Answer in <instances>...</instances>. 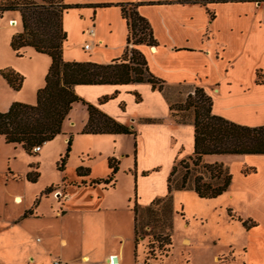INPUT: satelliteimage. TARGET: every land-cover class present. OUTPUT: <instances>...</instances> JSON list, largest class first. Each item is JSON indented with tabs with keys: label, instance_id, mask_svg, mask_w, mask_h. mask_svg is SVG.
Returning <instances> with one entry per match:
<instances>
[{
	"label": "crops",
	"instance_id": "crops-1",
	"mask_svg": "<svg viewBox=\"0 0 264 264\" xmlns=\"http://www.w3.org/2000/svg\"><path fill=\"white\" fill-rule=\"evenodd\" d=\"M194 2L63 0L66 5L78 6L66 10L62 15V27L66 35L71 30V24H75L81 35H89L88 41L91 45L87 55L85 52L79 56L71 55L65 49L67 38L63 44V60L97 64H108L122 56L126 48L128 28L119 4H138L137 11L148 20L156 40V46L151 49L145 46H139L138 49L146 59L149 72L163 82L164 92L153 89L148 83L73 87L76 96L116 122L129 126L135 135L83 134V137H88L99 145L96 154L100 150L99 155L94 154L93 158L88 160L81 159L75 165V171L78 168L89 169V175L76 176L78 181L73 182L78 185L71 187L61 200L43 198L36 205L33 202L31 208L34 210V217L26 218L39 219L37 210L44 202L52 209L55 206V214L60 213L58 221L60 226L56 228L58 230L53 239L60 249L62 259L59 258L62 261H69L70 264H110L111 258L115 257L117 264H126L124 246L127 241H121L116 251L112 247L113 239H122L117 233L116 220L119 213L125 212L134 217V237L128 241L134 244L135 264L134 238L137 225L144 214L160 218L166 210L170 217L168 231L172 237L174 227L181 225L188 229L202 227L206 223L203 222L205 218L214 216L216 210L222 208L227 215L221 223L225 229H235L233 224L236 221L242 225L238 219L251 221L232 215L235 214L233 208L226 203L233 197H247L252 202L260 200L264 202V155L204 156L202 164L192 168L186 183L181 181L180 176H176L172 178L170 190L168 189L167 180L173 167L192 155L194 138L191 120L180 122L171 117L169 109L171 102L166 95L168 89L178 86L202 88L211 98L212 114L242 126L264 125V3L252 0H194ZM102 4L108 6L96 7ZM18 16L21 25L19 12ZM18 18L10 17L9 21L15 25ZM89 30H92L91 35L88 34ZM18 32L10 34L9 45L12 36ZM21 32L22 25L19 33ZM28 48L34 51L33 48ZM35 54L40 53L31 52V56ZM45 74L35 71L34 84L30 87L28 96L12 92L13 90L0 76V111L6 112L14 102L34 105L37 90L45 84ZM104 97L109 99L101 102ZM84 111L86 108L80 103L73 104L62 124L61 134L47 142L40 152L34 153L36 155L32 157L37 158L40 153L44 154L46 149L57 145L60 159L65 153L70 136L63 128L67 124L79 131L88 120L87 111L86 115ZM74 141L73 139L71 142L72 149ZM80 155L90 156L85 152H81ZM110 159L116 161L118 168L114 180L107 185L91 184L92 181L108 176ZM123 161H126V164L123 165ZM215 163L222 164L224 175H230L231 178L233 176L229 167L242 166L238 177L241 187L231 190V180L230 187L222 195L212 199L199 198L194 192L195 177L202 176L205 182L211 183L214 187L222 183V179H211L202 169L203 165ZM245 168H254L255 172L245 175L243 173ZM62 182L63 180L60 183ZM52 185L57 184L50 186ZM50 186L47 185L45 188ZM26 208L25 206L23 210ZM177 210H181V218L177 216ZM69 215L74 217L76 223L66 230L63 223ZM26 218L21 215L1 231L13 229ZM254 223L256 226L249 230L241 226L245 240L241 248L244 247L245 253L249 246L253 247L252 238L255 236L253 229L258 227V223L255 221ZM2 237H7V233ZM184 237L189 242L188 247H191L193 239L189 236ZM42 242L43 239H40V243ZM256 242L257 245L260 244L258 240ZM25 248L27 247L23 246L22 252L17 255V252L4 241L0 251V264H6L8 256L17 257L18 264H52L53 258L49 259L50 247L42 248V253L36 255L29 250L26 252ZM85 258L88 259L87 262L84 261ZM250 263L264 264V256L260 261Z\"/></svg>",
	"mask_w": 264,
	"mask_h": 264
},
{
	"label": "trees",
	"instance_id": "trees-1",
	"mask_svg": "<svg viewBox=\"0 0 264 264\" xmlns=\"http://www.w3.org/2000/svg\"><path fill=\"white\" fill-rule=\"evenodd\" d=\"M0 0V18L5 12L20 13L22 32L12 36L11 49L19 54L24 47H31L35 52L45 54L51 59L45 84L36 93L34 105L12 103L6 112H0V137L5 144L19 145L30 156L31 150L43 142H50L61 134L63 122L66 120L72 105L80 103L86 108L88 120L82 134H122L135 135L126 125L100 112L95 106L83 101L74 93L76 85H127L148 83L153 89L164 92L163 82L156 79L148 70L147 62L138 49L139 46H156L152 28L138 11V4H119L121 15L126 21L128 36L126 48L119 59L108 64L93 62L64 61L63 44L67 39L62 27V15L66 10L78 6L66 5L63 0ZM264 3V0H252ZM194 2V0H187ZM196 3V2H194ZM102 4L96 7H107ZM0 76L15 91L20 90L23 77L11 69L0 70ZM193 95H188L184 107L170 104L171 117H178L180 122H188L189 111L193 117V153L179 161L168 177V189L173 177L180 176L186 183L192 168L202 164V158L210 155H264V125L248 127L235 124L223 117L212 114L211 98L202 88H194ZM104 97L100 101L105 102ZM181 113V114H178ZM176 120V119H175ZM71 150V138L67 141L65 153L57 163V170L63 172ZM110 173L104 179L92 181L91 184L107 185L114 180L117 163L110 159ZM181 168V171L178 170ZM211 179H222L219 186L205 182L202 176L194 179V192L199 198L212 199L225 193L231 184V176L224 175L222 164L203 165ZM254 168H245V175L254 173ZM89 169L78 168L77 177H87ZM27 174L26 180L35 183L36 178ZM53 191L50 186L42 195ZM31 215L26 211L22 217ZM231 216V215H230ZM242 226L249 230L256 226L250 220H240Z\"/></svg>",
	"mask_w": 264,
	"mask_h": 264
},
{
	"label": "rangeland",
	"instance_id": "rangeland-1",
	"mask_svg": "<svg viewBox=\"0 0 264 264\" xmlns=\"http://www.w3.org/2000/svg\"><path fill=\"white\" fill-rule=\"evenodd\" d=\"M33 1L37 3L41 2L40 0ZM10 17L18 18V11L5 12L2 18H0V69H11L22 76L23 82L20 90L15 91L11 89L16 94L28 96L30 94L29 89L34 84L33 76H35V71L44 74L47 73L50 59L45 54L31 56V52L34 51L28 47L19 50V54L11 49L8 37L12 32H20L21 25L19 18L16 24L12 25L9 21ZM82 31L84 32V30ZM88 37L89 35L87 34L81 35L80 29L75 24H71V30L67 33L68 39L65 49L71 55H83L82 52H85V55H87L88 51H83V47L85 43H89ZM142 46L150 49L153 47L147 45ZM14 68L22 71V73ZM193 91V88L178 86L168 89L166 95L171 105L184 107L188 95H193ZM84 112L86 115V111ZM188 114L191 120L193 117L192 109H190ZM175 119L177 120L178 117H175ZM84 126L79 131H76L72 125L67 126V124L63 128L65 133H69L71 142L73 139L75 140L63 172L57 170L59 146L55 145L51 149H46L44 154L40 153L35 158L32 157L36 155L33 153V150H31L29 156L21 146L5 144L3 138L0 137V251L5 241L13 251L15 250L17 252V255L22 252L23 246L27 247L25 248L26 252L29 250L34 255L42 253V248L47 249L50 247L51 257L49 259L51 260L53 258L52 262L62 259L60 249L53 239V235L58 230L56 228L60 226L58 222L60 213L55 214V206L52 209L48 203L44 202L39 210H37L39 219L26 218L15 225L13 229L1 230L3 227L9 226L18 217L23 215L24 212L31 211L33 202L36 205L43 198L61 200L67 195L71 187L78 185V183L73 182L78 181L75 171L76 163L81 159L88 160L89 158H93V155L96 154L95 151L99 149L97 143L88 137H83L82 130ZM71 132L72 134H70ZM81 152H85L90 156H81ZM99 153L100 150H98L96 155H99ZM95 162L98 163V161ZM124 164H126V161H123ZM241 169L242 166L240 168H237V166L229 167L230 173L233 176L231 190L241 187L238 181ZM178 170L181 171V168L178 167ZM27 174H30L31 178H36V182H28L26 180ZM62 180L63 182L61 184L60 182ZM51 184L57 185H52L53 191L50 194L42 195L40 192L45 190L47 185L50 186ZM15 195H20L22 199L21 203L15 202ZM226 205L233 208L235 214H230L238 215L242 219H251V221L253 220V222L258 223V227L253 229L255 234L252 238L253 247L251 248L249 246L247 253L244 252V247L241 248L245 243L244 235L241 231L242 225L236 221L233 224L236 227L235 229H225L221 226L223 220L227 218L224 208L216 210L214 216L211 215V217L208 216L205 218L206 220L203 222L206 223L202 227L198 226L194 229L183 228L182 225L180 227H174L172 237L170 231H168L170 217H168V213L164 210L163 212L165 214L163 213L162 218H155L152 215L144 214L140 220V224L137 225L134 238L136 249L135 264H146L147 260H151L154 264H252L250 261H260L262 256H264V202L261 200L252 202L247 197H233L231 200H228ZM25 206L27 207L26 209H31H25V211L23 210ZM33 213L34 210L27 217H34ZM180 213L181 210H177V216L179 218H181ZM41 215L43 216L41 217ZM177 216L175 218L176 221ZM55 217H58V219H54ZM133 219V216L131 217L125 212L119 213L118 219L116 220L118 224L117 233L120 237L122 236V239L113 237L115 239L112 240V247L115 251L120 246L121 241H127L124 246V254L127 260L126 264H134V244L133 242L129 243L134 237ZM75 223L74 217L69 215L64 221L63 226L67 230ZM5 232L7 233V237L3 238L2 235L6 234ZM184 236H189L193 239L191 247H188V240ZM183 238L184 241H182ZM40 239H43L42 243H40ZM256 240L260 243L259 245H257ZM6 259V264H18L16 261L17 257L8 256Z\"/></svg>",
	"mask_w": 264,
	"mask_h": 264
},
{
	"label": "built area",
	"instance_id": "built-area-1",
	"mask_svg": "<svg viewBox=\"0 0 264 264\" xmlns=\"http://www.w3.org/2000/svg\"><path fill=\"white\" fill-rule=\"evenodd\" d=\"M88 34H92V30H89L88 31ZM90 48H91V45L89 44V43H86L85 45H84V47H83V50H85V51H88V50H90ZM47 142H43L41 145H39V146H35L32 150H33V153H38V152H40V150L42 149V147L46 144ZM52 264H70V263H68V262H64V261H61V260H54L53 262H52ZM110 264H117V262H113L112 261V258H111V261H110ZM146 264H154L151 260H147V262H146Z\"/></svg>",
	"mask_w": 264,
	"mask_h": 264
},
{
	"label": "bare ground",
	"instance_id": "bare-ground-1",
	"mask_svg": "<svg viewBox=\"0 0 264 264\" xmlns=\"http://www.w3.org/2000/svg\"><path fill=\"white\" fill-rule=\"evenodd\" d=\"M15 202H16V203H21V202H22V199H21V197H20V196H17V197H16V201H15ZM187 244H189V242H188V241H187ZM84 261H85V262H87V261H88V259H87V258H85V259H84Z\"/></svg>",
	"mask_w": 264,
	"mask_h": 264
},
{
	"label": "water",
	"instance_id": "water-1",
	"mask_svg": "<svg viewBox=\"0 0 264 264\" xmlns=\"http://www.w3.org/2000/svg\"><path fill=\"white\" fill-rule=\"evenodd\" d=\"M112 261L115 263V262H116V258H115V257H113V258H112Z\"/></svg>",
	"mask_w": 264,
	"mask_h": 264
}]
</instances>
